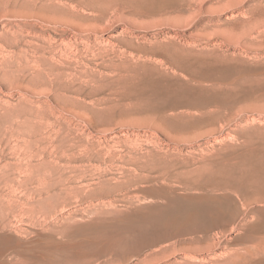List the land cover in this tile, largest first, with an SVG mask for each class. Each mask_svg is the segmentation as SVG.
I'll use <instances>...</instances> for the list:
<instances>
[{
  "label": "rangeland",
  "instance_id": "374dc122",
  "mask_svg": "<svg viewBox=\"0 0 264 264\" xmlns=\"http://www.w3.org/2000/svg\"><path fill=\"white\" fill-rule=\"evenodd\" d=\"M0 264H264V0H0Z\"/></svg>",
  "mask_w": 264,
  "mask_h": 264
},
{
  "label": "bare ground",
  "instance_id": "6f19581e",
  "mask_svg": "<svg viewBox=\"0 0 264 264\" xmlns=\"http://www.w3.org/2000/svg\"><path fill=\"white\" fill-rule=\"evenodd\" d=\"M52 3V2H51ZM59 3V2H58ZM60 4V3H59ZM68 4V3H67ZM91 6H92V4H91ZM100 16V15H99ZM94 23V22H93ZM57 26V25H56ZM83 26V25H82ZM61 27V26H60ZM50 28V27H49ZM57 28V27H56ZM73 29V28H72ZM61 31H62V28H61ZM64 31V30H63ZM71 33V32H70ZM75 33V32H74ZM33 34V33H32ZM75 36H76V33H75ZM78 37V36H77ZM88 38V36L86 35L85 36V38ZM74 38H76V37H74ZM71 39V38H70ZM89 39V38H88ZM49 40V39H48ZM65 40V39H64ZM75 40V39H74ZM83 40V39H82ZM89 41V40H88ZM101 41V40H100ZM63 42V41H62ZM35 43V42H34ZM71 43V42H70ZM70 43H69V46H70ZM109 43V42H108ZM113 43V42H112ZM72 44V43H71ZM88 44V43H87ZM36 45V44H35ZM93 45V44H92ZM91 45V46H92ZM45 46V45H44ZM72 46V45H71ZM73 47H74V44H73ZM72 47V48H73ZM60 48V47H59ZM67 48H68V46H67ZM71 48V47H70ZM63 49V48H62ZM67 50V49H66ZM76 50V49H75ZM49 51V50H48ZM65 57V56H64ZM50 61V60H49ZM52 61H54V60H52ZM60 61V60H59ZM68 62V61H67ZM106 62V61H105ZM36 63V62H35ZM37 66V65H36ZM69 67V66H68ZM50 69V68H49ZM46 72V71H45ZM63 72V71H62ZM74 72V71H73ZM76 72V71H75ZM92 72V71H91ZM38 73V72H37ZM95 73V72H94ZM60 74L61 73H59L58 75H57V77L56 78H58V77H60ZM64 74V73H63ZM73 75V74H72ZM49 76V75H48ZM61 77H62V74H61ZM111 77V76H110ZM128 77V76H127ZM53 78V77H52ZM83 79V78H82ZM99 80V79H98ZM95 81H96V79H95ZM101 88V87H100ZM106 89V88H105ZM75 90V89H74ZM98 90V89H97ZM113 93V92H112ZM57 97V96H56ZM112 99V98H111ZM105 100V99H104ZM113 100V99H112ZM119 105V104H118ZM246 203H247V201H246ZM193 240H194V238H193ZM194 241H192V243H193ZM198 249V248H197Z\"/></svg>",
  "mask_w": 264,
  "mask_h": 264
}]
</instances>
